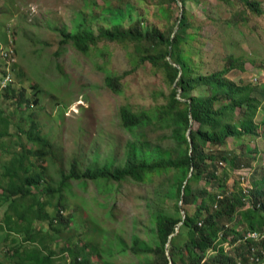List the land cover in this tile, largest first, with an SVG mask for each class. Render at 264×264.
I'll list each match as a JSON object with an SVG mask.
<instances>
[{
  "label": "trees",
  "instance_id": "trees-1",
  "mask_svg": "<svg viewBox=\"0 0 264 264\" xmlns=\"http://www.w3.org/2000/svg\"><path fill=\"white\" fill-rule=\"evenodd\" d=\"M173 1L176 0H158L161 5ZM242 1L254 13L263 12L258 0ZM126 8L127 12L113 14L108 10L118 12L119 9L104 8L103 12L109 16V26L98 25L99 20L90 7L85 9L89 12L88 16L80 11L71 30L61 31L59 45L70 43L83 54L101 40L132 45L133 52L128 54L132 56L133 63L148 62L164 72L165 82L170 85L166 101L139 111L121 106V124L134 137L127 143L122 165L113 166L107 161L79 170L78 160L72 158L68 173L60 172L61 180L57 187L43 184L40 188L45 167L32 168L30 156L41 159L45 155L54 156L50 150L51 142L31 121L24 134L38 147L15 152L0 174V204L6 203L0 231L4 240L11 238L4 255L14 259V264H58L57 255L62 258L66 255L67 264H93L91 255H103L88 246L91 241L83 244L67 242L58 248V241L63 231L69 229L72 219L71 213H62L65 209L61 203L63 183L70 179L83 186L85 180L96 183L99 197L103 198L102 207H107L108 219H114L113 205L107 206V199H115L112 193L114 183H141L152 180L154 175L171 172L164 186H157L156 195L164 203L175 200L172 205L174 212L164 211L161 207L152 210L151 241L133 232L127 242L122 234L115 233L119 251L131 252L138 258V264H168L169 260L171 264H237V259H241V264H249L246 251L250 241H242L241 233L264 231V178L261 181L252 179L257 170L264 173V164L257 156L252 160L248 158L251 152L257 154V150L248 145L231 151L217 147L224 146L227 138L241 144L245 136H257L259 124L255 117L259 110L264 111V87L234 81L227 76L233 69H243L240 57L234 55H227L220 69L200 73L191 57L192 50L184 48L194 38L187 32L190 23L184 10L175 17L177 27L172 23L167 30H160L144 25L138 15H134L129 25L123 26L121 23L125 17L132 18L131 6L126 5ZM0 39L5 41L4 36ZM0 61L3 64L0 78H3L7 73V63L1 57ZM11 66L13 70L14 64ZM122 76L107 73L104 81L113 92L119 93ZM0 92L2 96L15 97L18 106L36 102V99L25 95L23 88L17 90L12 80L7 81ZM152 121L158 123L160 129L169 131L174 143L171 150H162L139 138L141 134L137 130ZM9 124L10 118L0 106V137L8 134ZM251 162L254 163L251 188L244 191L236 175L235 183L228 192L230 187L226 186V181L230 172L242 166H252ZM218 164L222 165L219 170ZM3 178L6 179L4 183ZM200 179L205 180L204 187H193L192 182ZM261 184L263 187H260ZM41 191L50 197L55 194L56 201L51 203L50 199H41ZM220 194L221 199H217ZM93 199L95 204L96 197ZM246 202L248 206H245ZM215 203L216 208L213 207ZM47 205H52V212L47 211ZM111 211L112 215L109 214ZM36 221H43L46 227H36ZM176 227L177 232L174 233ZM88 231L85 230L84 234ZM118 239L122 241L121 245ZM227 240L229 254L223 247V242ZM103 257L100 264H114L106 256ZM149 257L151 260L146 261ZM0 264L4 263L0 260Z\"/></svg>",
  "mask_w": 264,
  "mask_h": 264
},
{
  "label": "rangeland",
  "instance_id": "rangeland-1",
  "mask_svg": "<svg viewBox=\"0 0 264 264\" xmlns=\"http://www.w3.org/2000/svg\"><path fill=\"white\" fill-rule=\"evenodd\" d=\"M258 1L263 10L261 14L246 8L242 0H176L162 5L158 0H0V38L4 36L5 39H0V44L4 45L10 37L15 50V60L8 62L6 70L17 90L23 88L27 97L36 99L35 103L18 106L15 97H5L0 92V106L10 118L8 134L0 137V174L15 152L38 147L24 134L31 121L51 142L50 150L54 156L45 155L43 159L29 157L32 168L45 167L40 188L43 184L57 187L61 180L60 172L68 173L72 158L78 160L79 170L107 161L113 166L122 165L127 143L134 137L121 124L120 107L126 105L132 111H139L166 101L170 85L165 82L164 72L148 62L133 63L132 56L128 54L133 52L132 45L101 40L86 54L77 51L70 43L59 45L61 31L71 30L80 11L88 16L85 9L90 7L99 20L98 25L109 26V16L103 12L104 8L119 9L118 12L109 9L112 14L122 13L127 12L126 5H130L132 18L125 17L121 23L123 26L129 25L134 15H138L144 25L167 30L172 23L177 24L175 17L184 10L190 23L187 32L194 36L184 48L192 50L191 57L200 73L220 69L225 57L234 55L240 57L243 69H233L227 76L234 81L264 87V0ZM2 69L0 61V76ZM107 73L123 75L119 80V93L106 85ZM258 112L255 117L259 124L256 137L245 136L241 144L227 138L226 144L217 148L231 151L248 145L260 155L251 152L248 158L252 160L257 156L262 161L264 111ZM137 131L141 134L139 138L151 145L162 150L173 148L169 131L160 129L154 121ZM257 157L255 159L258 160ZM219 166L218 170L222 165ZM260 171L253 173V181L264 178ZM170 176L171 172H168L154 175L146 182L114 183L112 193L115 199H107V206L114 207V219H108L107 207H102L104 202L99 197L96 183L85 180L83 186L76 180L65 181L61 190V203L65 206L62 213H71L72 219L69 229L63 231L58 241V248L67 242L83 244L91 241L88 246L114 264H138V258L131 252L119 251L115 233L122 234L127 242L133 232L151 241L152 210L161 207L164 211L174 212L172 205L175 200L164 203L156 195L157 186L163 187ZM236 177L235 170L230 172L226 186L233 187ZM5 180L2 179L3 183ZM204 185V179L192 182L193 187ZM39 197L50 199L51 203L57 199L55 194L50 197L43 191ZM93 197H96L95 204ZM5 208L6 203L0 204V221ZM46 209L52 212V205H47ZM109 214L112 215V211ZM35 225L46 227L43 221H36ZM87 229L88 233L84 234ZM4 238L0 231V260L4 264H14L13 258L11 260L4 255L11 238ZM118 244H122L120 239ZM103 256L91 255L90 259L93 264H100ZM65 257L57 255V263L67 264L68 258ZM150 260L151 257L146 261Z\"/></svg>",
  "mask_w": 264,
  "mask_h": 264
},
{
  "label": "built area",
  "instance_id": "built-area-1",
  "mask_svg": "<svg viewBox=\"0 0 264 264\" xmlns=\"http://www.w3.org/2000/svg\"><path fill=\"white\" fill-rule=\"evenodd\" d=\"M13 43L11 38H8L7 44L5 46H0V57L7 64L9 61L15 60V52L13 47L11 46ZM6 70V66H5ZM7 81L10 80L9 72L6 73L3 78H0V86L4 83L3 88L5 87ZM2 89H0L1 91ZM262 164H264V157L262 158ZM254 163L252 166H242L235 171L236 175L239 177L240 185L244 191L251 188L250 186V177L252 174ZM231 187L228 188V192H230ZM222 194L217 196V199H221ZM248 201V200H247ZM249 202V201H248ZM248 202H246L245 206H248ZM214 208L217 207L216 203L213 205ZM242 241H250L248 245V249L246 251V258L249 264H264V231L259 230H250L241 233ZM239 242V241H238ZM229 242L224 241L223 247L224 251L229 254ZM237 264H241V259H237Z\"/></svg>",
  "mask_w": 264,
  "mask_h": 264
},
{
  "label": "water",
  "instance_id": "water-1",
  "mask_svg": "<svg viewBox=\"0 0 264 264\" xmlns=\"http://www.w3.org/2000/svg\"><path fill=\"white\" fill-rule=\"evenodd\" d=\"M175 27H177V25L175 26ZM183 193V191L181 192V194ZM183 212V211H182ZM184 217V215L182 216V218ZM177 232V227H176V229H175V232L174 233H176ZM171 236V235H170ZM169 236V237H170ZM167 245H168V242L165 244V247H167ZM168 264H171V260H169V263Z\"/></svg>",
  "mask_w": 264,
  "mask_h": 264
},
{
  "label": "clouds",
  "instance_id": "clouds-1",
  "mask_svg": "<svg viewBox=\"0 0 264 264\" xmlns=\"http://www.w3.org/2000/svg\"><path fill=\"white\" fill-rule=\"evenodd\" d=\"M8 38H10V37H8ZM8 38H7V40H8ZM7 40H6V43L4 44V45H1L0 44V46H5L6 44H7ZM13 41V40H12ZM13 44H14V41H13Z\"/></svg>",
  "mask_w": 264,
  "mask_h": 264
}]
</instances>
